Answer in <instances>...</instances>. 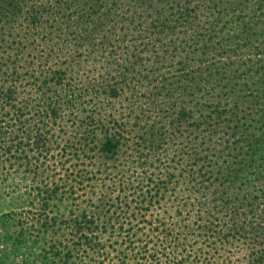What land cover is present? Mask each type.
<instances>
[{
  "label": "trees",
  "instance_id": "1",
  "mask_svg": "<svg viewBox=\"0 0 264 264\" xmlns=\"http://www.w3.org/2000/svg\"><path fill=\"white\" fill-rule=\"evenodd\" d=\"M2 187L46 264H264V0H0Z\"/></svg>",
  "mask_w": 264,
  "mask_h": 264
},
{
  "label": "rangeland",
  "instance_id": "2",
  "mask_svg": "<svg viewBox=\"0 0 264 264\" xmlns=\"http://www.w3.org/2000/svg\"><path fill=\"white\" fill-rule=\"evenodd\" d=\"M107 162L113 163V165L115 164L117 167H119V162L117 161L112 162L108 160ZM73 164H75V162ZM63 165L64 166H61V164L58 163L54 165L53 168V164H49L47 167L52 170L49 171V175H51V177L59 183V188L61 189V192H63L61 197H63V195H69V193H72L68 192L67 186L63 183L67 179L72 178L71 174H68V163ZM66 170L68 176H65ZM111 175L112 174H109L108 177ZM13 182L14 181L9 180L7 183L8 185H13ZM28 184L29 182L27 179H20L18 181L16 180V186L19 187V192L12 194V196H23V189ZM3 187L0 189V264H46V260L41 256V249L42 247H45V251H47L49 238L40 236L38 225H30V222L34 220V218L39 217L38 215L41 214H58L56 211L59 213H64L67 205L65 198H62V203H59L57 207L50 208L48 206L47 208L45 207L44 210L40 208L38 209V206L31 208L27 205H23L22 208H18V204H15L17 202L10 200L6 194L7 191L10 190H7V188ZM74 191L77 195L81 193L79 188H76ZM130 191L131 189L126 191L128 198L132 197ZM124 210H128L131 213V211H136V206L134 205V208L128 206L127 208H124L120 211V218L118 220L120 225H157L158 222L163 225H174L175 223L173 212L170 210V208L166 207L162 203L151 204L145 212H143L144 210L138 212H143L144 214H137L135 218L130 220V222L128 217H126L127 214H122ZM9 213L10 215L5 216ZM183 214L184 213H182V215ZM118 223L116 222L115 225H119ZM19 231H22V236H20V240H17Z\"/></svg>",
  "mask_w": 264,
  "mask_h": 264
}]
</instances>
